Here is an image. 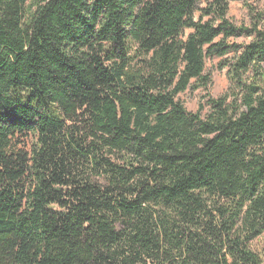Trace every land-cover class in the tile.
<instances>
[{
  "label": "trees",
  "instance_id": "1",
  "mask_svg": "<svg viewBox=\"0 0 264 264\" xmlns=\"http://www.w3.org/2000/svg\"><path fill=\"white\" fill-rule=\"evenodd\" d=\"M229 1L0 0V264H264V15Z\"/></svg>",
  "mask_w": 264,
  "mask_h": 264
},
{
  "label": "rangeland",
  "instance_id": "2",
  "mask_svg": "<svg viewBox=\"0 0 264 264\" xmlns=\"http://www.w3.org/2000/svg\"><path fill=\"white\" fill-rule=\"evenodd\" d=\"M248 7H251L254 14L264 15V0H230L228 5V20L235 26L250 28L252 26V16L249 15ZM258 28H264V20L258 23ZM251 41V37L239 35L227 40L229 44L244 45ZM229 56V55H228ZM222 58H207L205 61V72L211 76V84L207 88L187 89L179 94L178 98L189 112H196L199 105H205L209 98L222 95L228 87V77L226 68H220L219 63ZM207 106L201 111L204 114ZM251 246L264 258V232L254 239Z\"/></svg>",
  "mask_w": 264,
  "mask_h": 264
}]
</instances>
